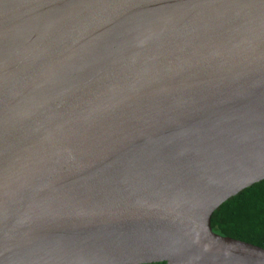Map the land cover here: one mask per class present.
Returning a JSON list of instances; mask_svg holds the SVG:
<instances>
[{"label":"water","instance_id":"obj_1","mask_svg":"<svg viewBox=\"0 0 264 264\" xmlns=\"http://www.w3.org/2000/svg\"><path fill=\"white\" fill-rule=\"evenodd\" d=\"M263 179L264 0H0V264H264Z\"/></svg>","mask_w":264,"mask_h":264},{"label":"trees","instance_id":"obj_2","mask_svg":"<svg viewBox=\"0 0 264 264\" xmlns=\"http://www.w3.org/2000/svg\"><path fill=\"white\" fill-rule=\"evenodd\" d=\"M211 224L219 234L264 247V179L222 203L213 212Z\"/></svg>","mask_w":264,"mask_h":264}]
</instances>
